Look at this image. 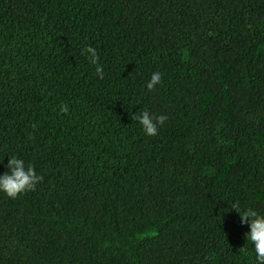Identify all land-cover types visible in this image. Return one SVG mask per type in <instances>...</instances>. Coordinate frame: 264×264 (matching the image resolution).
<instances>
[{
	"label": "trees",
	"instance_id": "trees-1",
	"mask_svg": "<svg viewBox=\"0 0 264 264\" xmlns=\"http://www.w3.org/2000/svg\"><path fill=\"white\" fill-rule=\"evenodd\" d=\"M11 157L43 180L0 192V264H256L231 205L264 215V0H0Z\"/></svg>",
	"mask_w": 264,
	"mask_h": 264
},
{
	"label": "clouds",
	"instance_id": "clouds-1",
	"mask_svg": "<svg viewBox=\"0 0 264 264\" xmlns=\"http://www.w3.org/2000/svg\"><path fill=\"white\" fill-rule=\"evenodd\" d=\"M89 61L96 65V74L103 79V66L99 64V56L95 48L89 46L84 49ZM162 82V75L159 71L154 72L147 83L146 87L152 91ZM62 113L68 112L67 105H61ZM139 120L143 130L148 136H156L158 134V126L163 125L167 120L164 115L153 116L148 110L142 111L138 116L134 117ZM2 162V161H0ZM7 169L10 171L0 175V192H3L10 199H16L21 193L34 191L35 186L43 180L42 176L36 174V169L32 165L25 166V161L17 157L8 159ZM240 214L241 223L250 226L247 239L254 245L256 264H264V215H259L251 208L241 210L239 204L231 205Z\"/></svg>",
	"mask_w": 264,
	"mask_h": 264
}]
</instances>
